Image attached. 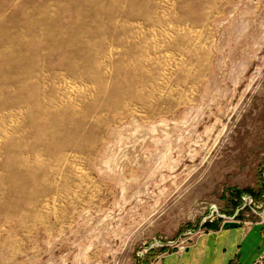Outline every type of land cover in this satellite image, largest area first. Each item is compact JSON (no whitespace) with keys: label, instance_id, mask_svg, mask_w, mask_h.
<instances>
[{"label":"rangeland","instance_id":"rangeland-1","mask_svg":"<svg viewBox=\"0 0 264 264\" xmlns=\"http://www.w3.org/2000/svg\"><path fill=\"white\" fill-rule=\"evenodd\" d=\"M262 173L264 0H0V264H154Z\"/></svg>","mask_w":264,"mask_h":264},{"label":"crops","instance_id":"crops-1","mask_svg":"<svg viewBox=\"0 0 264 264\" xmlns=\"http://www.w3.org/2000/svg\"><path fill=\"white\" fill-rule=\"evenodd\" d=\"M157 264H264L262 223L226 222L195 237L189 248L162 255Z\"/></svg>","mask_w":264,"mask_h":264},{"label":"built area","instance_id":"built-area-1","mask_svg":"<svg viewBox=\"0 0 264 264\" xmlns=\"http://www.w3.org/2000/svg\"><path fill=\"white\" fill-rule=\"evenodd\" d=\"M264 178V174L262 173V179ZM264 181L263 185L260 186L261 191L264 192ZM259 194V193H258ZM261 197L264 198V193H260V195L257 197L253 194L243 193L239 195L240 198V205L236 206L234 208V211L226 214L219 210V208L215 204H209L207 206V215L200 221V223L193 229H187L184 230V232L181 233L182 236H185L184 241L180 242V244H177L178 240H166L163 241L161 239H153L152 242L148 243L146 247L142 248L141 252L137 253L138 259H140V255L142 252L149 251L152 246H157L162 249H164L163 253L157 256V260L154 262V264H157V261L159 258L166 254L170 253L171 251H178V250H184L190 247L191 244H193V241L195 237L198 235L207 232L209 229H213L211 227H207L208 224H215L216 227L222 226L226 222H233L241 225H249V220H243L240 218V213L242 210H244L246 207H249L252 209V205H254V201H257ZM262 208V211L264 212V206L261 204L260 206H256V209ZM254 214H258L257 211L252 210ZM261 216V215H260ZM261 218V217H260ZM174 247V248H173ZM173 248V249H172Z\"/></svg>","mask_w":264,"mask_h":264},{"label":"trees","instance_id":"trees-1","mask_svg":"<svg viewBox=\"0 0 264 264\" xmlns=\"http://www.w3.org/2000/svg\"><path fill=\"white\" fill-rule=\"evenodd\" d=\"M234 192L238 195L243 194V193H248V194H253L257 197L259 196V194H255L254 191L251 189H246V190H242V191H234ZM207 227L215 228L216 225L215 224H208Z\"/></svg>","mask_w":264,"mask_h":264}]
</instances>
